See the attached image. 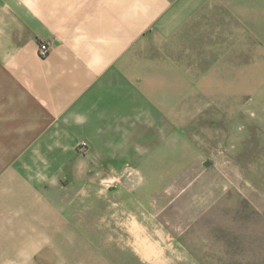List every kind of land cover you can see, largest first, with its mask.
<instances>
[{
  "label": "rangeland",
  "instance_id": "rangeland-1",
  "mask_svg": "<svg viewBox=\"0 0 264 264\" xmlns=\"http://www.w3.org/2000/svg\"><path fill=\"white\" fill-rule=\"evenodd\" d=\"M180 6L132 128L45 186L0 177V264H264V0Z\"/></svg>",
  "mask_w": 264,
  "mask_h": 264
},
{
  "label": "crops",
  "instance_id": "crops-1",
  "mask_svg": "<svg viewBox=\"0 0 264 264\" xmlns=\"http://www.w3.org/2000/svg\"><path fill=\"white\" fill-rule=\"evenodd\" d=\"M180 2L0 0V177L45 186L82 141L132 128L141 71L166 64L156 59ZM39 41L51 44L47 57Z\"/></svg>",
  "mask_w": 264,
  "mask_h": 264
},
{
  "label": "built area",
  "instance_id": "built-area-1",
  "mask_svg": "<svg viewBox=\"0 0 264 264\" xmlns=\"http://www.w3.org/2000/svg\"><path fill=\"white\" fill-rule=\"evenodd\" d=\"M51 44L47 41H39L38 43V54L41 57H47L51 52ZM88 143L86 141H82L79 145V149L82 151L87 148Z\"/></svg>",
  "mask_w": 264,
  "mask_h": 264
}]
</instances>
